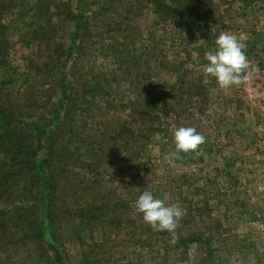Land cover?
Instances as JSON below:
<instances>
[{
	"label": "rangeland",
	"instance_id": "obj_1",
	"mask_svg": "<svg viewBox=\"0 0 264 264\" xmlns=\"http://www.w3.org/2000/svg\"><path fill=\"white\" fill-rule=\"evenodd\" d=\"M166 2L182 22L159 12L157 0H0L1 118L16 111L27 123L51 118L62 96L55 66L73 48L62 120L72 119L87 142L127 126L144 135L130 150L119 138L93 165L92 148L77 143L81 156L63 177L70 209L91 202L117 220L62 221L63 264H264V0ZM72 12L82 21L75 46ZM222 32L245 45L249 64L247 78L227 89L204 72L205 52ZM145 72L156 90L171 83L157 96L168 113L150 111L143 124L132 103ZM180 126L195 127L205 142L177 158L173 131ZM59 131L69 135L67 127ZM146 189L184 210L172 232L154 231L136 211ZM13 230L0 232V264H55L49 229L42 243L2 235Z\"/></svg>",
	"mask_w": 264,
	"mask_h": 264
},
{
	"label": "trees",
	"instance_id": "obj_2",
	"mask_svg": "<svg viewBox=\"0 0 264 264\" xmlns=\"http://www.w3.org/2000/svg\"><path fill=\"white\" fill-rule=\"evenodd\" d=\"M157 1H160L159 12L166 11L168 18L181 19L174 8L175 5H169L166 0ZM71 15L76 20L77 34L73 40V46H75L77 39L80 38L82 21L80 16L75 15L74 12ZM72 49L68 50L64 62L55 66L59 73L58 83L62 96L55 105L51 118L33 116L31 122L27 123L26 120L21 119L22 117L17 111L15 115L13 114L17 117L15 121L13 116L10 119L9 117H0V205L4 206L2 209L0 208V232L10 233L14 228L12 234L2 233V235L10 240L18 237L23 242L36 240V242L42 243L46 229H49L51 241L48 242L47 250L49 258H53L55 264H63V253L60 248L58 249L59 238L56 237V227H59L62 221L70 223L76 217H88V220L95 221L103 216L108 217L109 222L117 220V217L110 215L107 211L108 208L99 207L91 202L86 203L84 208L70 209L66 198L68 192L72 190L65 188L63 177L69 171L68 167L72 166L74 157L78 156L77 159H79L81 156L77 154L80 150L77 143L83 144V150L87 147L92 148L88 153L91 152L90 161L91 164H94L99 153L105 147L113 153L119 138L123 139L124 147L127 150L128 146L129 150L131 149L139 134H141L140 139L144 140L143 132L138 134L135 128L127 126L118 134L111 135L110 138L105 133L98 136L96 133L93 141L87 142L77 134L72 119L62 120L61 109L65 107L68 99L69 84H73L67 71V66L73 58ZM170 83V81L164 83V88L160 87L159 90H156V86L159 84L154 82V75L148 72L143 74V81L141 80L138 89L139 99L137 98L132 103L133 106L139 103V120L143 124L146 123V117L150 111L157 116L161 113H168L170 105L167 104V101L159 104L157 96L166 93ZM176 85L177 82L174 83V86ZM98 91L101 90L98 89ZM59 126L67 127L69 135L66 136L63 131L58 132ZM99 126L100 124L97 125V127ZM60 135L63 137V141L59 138ZM73 135H78L77 140H73ZM145 137L149 138L147 134ZM71 144L75 145L74 151L70 150ZM66 159L71 161V165L65 163ZM91 164L88 165L89 168H91ZM129 171L130 178L135 173V166H131ZM59 189H61L60 192ZM102 206H107V204H102ZM96 207L103 210H96ZM113 208H117V205ZM17 223L19 228H15L13 225Z\"/></svg>",
	"mask_w": 264,
	"mask_h": 264
},
{
	"label": "clouds",
	"instance_id": "obj_3",
	"mask_svg": "<svg viewBox=\"0 0 264 264\" xmlns=\"http://www.w3.org/2000/svg\"><path fill=\"white\" fill-rule=\"evenodd\" d=\"M214 43V50L205 52L204 72L214 78L221 89L240 85L247 78L245 73L249 67L245 45L227 32L216 36ZM204 142L205 137L195 127H177L173 131L172 155L178 158L181 154L196 152ZM135 209L142 214L143 222L157 232H172L185 214L181 207L166 204L150 189L141 192L135 201Z\"/></svg>",
	"mask_w": 264,
	"mask_h": 264
}]
</instances>
